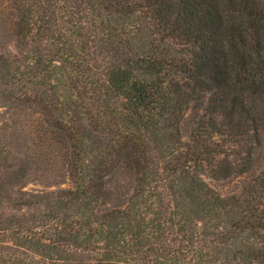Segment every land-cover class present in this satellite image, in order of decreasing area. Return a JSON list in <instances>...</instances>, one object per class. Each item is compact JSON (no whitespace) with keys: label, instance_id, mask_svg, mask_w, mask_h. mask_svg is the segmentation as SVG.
Returning <instances> with one entry per match:
<instances>
[{"label":"trees","instance_id":"1","mask_svg":"<svg viewBox=\"0 0 264 264\" xmlns=\"http://www.w3.org/2000/svg\"><path fill=\"white\" fill-rule=\"evenodd\" d=\"M0 27V109L39 115L0 112V264H264V0H0Z\"/></svg>","mask_w":264,"mask_h":264},{"label":"rangeland","instance_id":"2","mask_svg":"<svg viewBox=\"0 0 264 264\" xmlns=\"http://www.w3.org/2000/svg\"><path fill=\"white\" fill-rule=\"evenodd\" d=\"M3 27H0V52L4 51H12V42L10 37L6 38L3 34ZM0 112L4 115L7 120L10 121L11 125L13 126L16 132H19L21 128L27 130L32 129L31 124L35 121L38 122L39 115H36L32 111H23V112H14L8 110L7 108H1ZM209 180V179H208ZM246 177L235 178L228 181H211L209 180L208 183L218 192L227 195L236 190H238L241 185L245 182ZM73 187V183L68 175H63L60 179L59 184H39V183H31L28 189H38V190H57V189H71Z\"/></svg>","mask_w":264,"mask_h":264}]
</instances>
